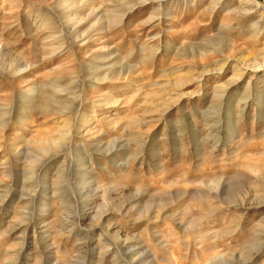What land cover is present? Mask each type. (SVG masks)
Here are the masks:
<instances>
[{
    "label": "rangeland",
    "instance_id": "rangeland-1",
    "mask_svg": "<svg viewBox=\"0 0 264 264\" xmlns=\"http://www.w3.org/2000/svg\"><path fill=\"white\" fill-rule=\"evenodd\" d=\"M0 264H264V0H0Z\"/></svg>",
    "mask_w": 264,
    "mask_h": 264
},
{
    "label": "bare ground",
    "instance_id": "bare-ground-1",
    "mask_svg": "<svg viewBox=\"0 0 264 264\" xmlns=\"http://www.w3.org/2000/svg\"><path fill=\"white\" fill-rule=\"evenodd\" d=\"M251 1H252V0H251ZM257 6H258V3H257ZM260 33H261V32H260ZM230 43H231V42H230ZM255 60H256V59H255ZM250 67H251V66H250ZM250 67H249V68H250ZM252 67H253V69H257L258 66H252ZM239 75H240V74H239ZM241 75H242V74H241ZM241 75H240V76H241ZM235 77H236V76H235ZM238 77H239V76H238ZM242 77H243V76H242ZM236 78H237V77H236ZM236 78H234V79H236ZM240 79H241V78H240ZM232 80H233V79H232ZM241 80H242V79H241ZM239 81H240V80H239ZM234 82H235V81H234ZM232 83H233V82H232ZM227 84H228V85L225 84L226 86H219V87L217 88V90H219L220 92L223 91L221 95L225 94L226 89L228 88L229 84H231V80H230V83H227Z\"/></svg>",
    "mask_w": 264,
    "mask_h": 264
}]
</instances>
